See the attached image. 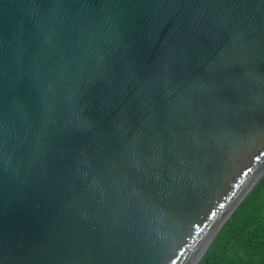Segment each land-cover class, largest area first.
<instances>
[{
  "label": "water",
  "instance_id": "95a60500",
  "mask_svg": "<svg viewBox=\"0 0 264 264\" xmlns=\"http://www.w3.org/2000/svg\"><path fill=\"white\" fill-rule=\"evenodd\" d=\"M264 175V0H0V264H197Z\"/></svg>",
  "mask_w": 264,
  "mask_h": 264
},
{
  "label": "trees",
  "instance_id": "16d2710c",
  "mask_svg": "<svg viewBox=\"0 0 264 264\" xmlns=\"http://www.w3.org/2000/svg\"><path fill=\"white\" fill-rule=\"evenodd\" d=\"M197 264H264V175L225 222Z\"/></svg>",
  "mask_w": 264,
  "mask_h": 264
}]
</instances>
